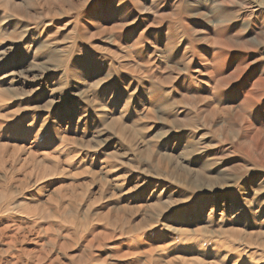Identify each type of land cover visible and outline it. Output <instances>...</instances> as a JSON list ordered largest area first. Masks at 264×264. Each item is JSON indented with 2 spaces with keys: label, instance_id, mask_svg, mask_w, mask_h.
Segmentation results:
<instances>
[{
  "label": "rangeland",
  "instance_id": "1",
  "mask_svg": "<svg viewBox=\"0 0 264 264\" xmlns=\"http://www.w3.org/2000/svg\"><path fill=\"white\" fill-rule=\"evenodd\" d=\"M0 264H264V0H0Z\"/></svg>",
  "mask_w": 264,
  "mask_h": 264
}]
</instances>
